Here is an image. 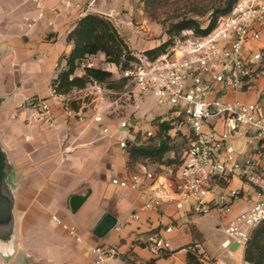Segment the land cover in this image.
Listing matches in <instances>:
<instances>
[{
  "label": "crops",
  "instance_id": "obj_1",
  "mask_svg": "<svg viewBox=\"0 0 264 264\" xmlns=\"http://www.w3.org/2000/svg\"><path fill=\"white\" fill-rule=\"evenodd\" d=\"M41 11L39 18L32 0H0V96L7 98L8 105L0 119V144L12 166L9 183L14 193L12 253L0 254V264H93L95 246L114 251L103 264H186L188 252H195L204 264H247L245 246L235 247L223 232L233 217L258 201L252 186L237 175L228 181L215 179L208 199L216 206L208 214L196 213L192 200L144 211L137 191L112 183V179L129 182L140 165L131 162L128 146L138 133L145 139L139 128L144 111L137 103L138 116L125 117L133 111L131 95L122 103L110 100L101 88L104 85L96 83L72 90L63 100L49 98L52 83L67 69L66 58L73 50L67 37L83 15L64 0H42ZM89 14L106 17L133 54L165 41L164 36L158 42L150 39L162 31L145 16L142 0H95ZM262 45L264 27L254 47ZM81 63L109 71L116 86L127 84L118 66L107 63L102 52ZM85 68L79 65L74 74L82 76ZM240 97L264 107V70ZM37 100L47 101L51 124L36 119ZM123 121L128 125L121 128ZM150 127L156 134V128ZM216 129L221 130L218 122ZM129 130L135 134L133 141L126 139ZM121 141H126V148L120 147ZM258 142L250 135L231 138L225 145L250 156ZM166 157L173 158L174 153ZM145 166L165 175L175 165L147 162ZM231 189H238L240 195L224 209V196ZM192 225L202 242L193 239ZM168 226L173 227L170 233L164 232ZM159 234L171 244L166 256H155L148 248ZM194 244H200L201 250L194 251Z\"/></svg>",
  "mask_w": 264,
  "mask_h": 264
},
{
  "label": "built area",
  "instance_id": "obj_2",
  "mask_svg": "<svg viewBox=\"0 0 264 264\" xmlns=\"http://www.w3.org/2000/svg\"><path fill=\"white\" fill-rule=\"evenodd\" d=\"M64 1L67 6L79 8L84 16L90 13L95 0L85 4ZM32 2L41 18L42 0ZM263 27L264 0H238L227 15L217 19L209 33L196 35L185 30L158 57L150 59L143 52L131 53L133 59L125 61L124 68L118 65L121 77L133 88L131 97L150 96L156 106L168 108L159 122H170V132L186 129L188 147L181 155L182 163L171 166L165 175L140 164L131 172L129 182L112 179V183L137 191L144 211L192 200L196 213L208 214L216 206L214 200L208 199L215 179L228 181L237 175L252 186L258 197L250 209L237 214L223 229L227 239L239 246H245L252 230L264 221V107L258 101L247 102L240 97L253 87L264 70V45L254 47L262 39ZM65 96L53 86L50 88L49 98L63 100ZM33 104L36 119L51 124L47 101L37 100ZM217 122L220 131L216 129ZM127 125L123 121L120 127ZM154 135L153 130L144 134L145 138ZM250 135L259 140L250 156L225 145L231 138ZM120 147L125 148L126 141H121ZM239 195L238 189L229 190L223 199L224 209ZM134 219L138 220L139 215L135 214ZM53 220L60 223L57 217ZM172 230L168 226L164 232ZM148 248L159 256L170 251L171 244L159 234L151 238ZM193 250H201V245L194 244ZM113 254L111 248L95 246L93 264H103Z\"/></svg>",
  "mask_w": 264,
  "mask_h": 264
},
{
  "label": "trees",
  "instance_id": "obj_3",
  "mask_svg": "<svg viewBox=\"0 0 264 264\" xmlns=\"http://www.w3.org/2000/svg\"><path fill=\"white\" fill-rule=\"evenodd\" d=\"M142 1L144 11L152 21L164 26L166 20L177 19L171 20L172 23H170V28L167 31L169 37L166 41L143 52L150 59H154L167 52L172 46L174 38L180 36L185 30H192L196 35L209 33L215 27L217 19L227 15L238 0H228L226 6L220 10L217 8L213 10L209 7L201 10L199 7L203 0ZM207 14V21L202 24L197 17H205ZM162 17L163 20H161ZM67 41L73 43V50L66 58L67 69L60 72L52 83L55 91L60 95H67L74 89L84 88L93 83L112 89L117 87L115 82L111 80L112 74L100 68L86 67L82 76L74 74L79 67V62L91 55L102 52L107 63L116 66L121 64L122 68L126 65L125 61L133 59L132 52L123 37L103 15L87 14L82 16L77 21L75 28L69 33ZM151 125L156 128V134L153 137L142 140L143 136L138 133L134 143L129 144L131 162L134 164L151 162L180 165L182 163L181 155L188 147V137L186 135L181 136L178 131L172 137L169 134L173 129L170 122L152 120ZM170 152L174 153L173 158L166 157ZM190 231L194 240L198 243L202 242V237L195 226H190ZM244 261L247 264H264V221L252 230L245 245ZM186 264H201V262L195 252H188Z\"/></svg>",
  "mask_w": 264,
  "mask_h": 264
},
{
  "label": "rangeland",
  "instance_id": "obj_4",
  "mask_svg": "<svg viewBox=\"0 0 264 264\" xmlns=\"http://www.w3.org/2000/svg\"><path fill=\"white\" fill-rule=\"evenodd\" d=\"M226 2H228V0H203V3H201L199 8H201V10H203V9L209 7L213 10H215L216 8L218 10H220V9H223L224 6H226ZM143 11H144V5H143ZM144 14L149 19L150 22H152L153 24H157L156 25L157 28H160L162 31V33L159 32L156 35H154L153 37L151 36L150 39L151 40H157V42H158V40L161 39V36H164L165 41H166L169 37L167 34V31L170 28V23H172V21L177 20V19H168V20H166V24L164 26H162L160 23L152 21L145 11H144ZM189 15H191V14H189ZM207 17H208V14L205 17H197V19L202 24H204V22L207 21ZM161 20H163V17L161 18ZM175 22H173V23H175ZM117 86L118 87L111 89L110 91H108L109 88H107L106 86H101V88L105 89L104 94L106 97H108V99H110V100L115 99L117 102L122 103V101L125 97L132 95L131 92H132L133 88H132L131 84H129L128 82H127V84H126V82H123V83L119 82V83H117ZM144 98H146V97L138 98V97L133 95L130 99L131 105H133V111L129 112L128 115L125 114V117H127V118H129V117L135 118V116H138L137 115L138 110L136 108V104L137 103L139 104L140 109L142 111H144V116H143L144 122L140 123V125H139V128L143 134H145L147 131L151 130V127H150L151 119L147 120L148 118H152L154 120H160L158 118L165 117V114L168 111V108L156 106L154 104L153 99L149 100L150 97L143 100ZM7 109H8V105H5L4 103L0 106V119H2V114L5 115V113H3V112L4 111L7 112ZM119 110L124 112V110L122 108ZM177 131L180 133L181 136L187 134V130L183 129V128L176 130V132ZM176 132L172 131L170 133L172 134V136H175ZM126 137H127L126 139L128 141H133L135 134L133 133V131L129 130L126 132ZM212 221H214V219H212ZM212 225H215V223H212ZM207 248L209 250L212 249L211 241L207 243ZM162 255L166 256V253H164V254L162 253ZM201 264H204V263L201 262Z\"/></svg>",
  "mask_w": 264,
  "mask_h": 264
},
{
  "label": "water",
  "instance_id": "obj_5",
  "mask_svg": "<svg viewBox=\"0 0 264 264\" xmlns=\"http://www.w3.org/2000/svg\"><path fill=\"white\" fill-rule=\"evenodd\" d=\"M6 99V97L0 96V106ZM130 124L133 125L132 122ZM12 172L7 152L0 144V254L4 256H9L12 253L14 193L9 183ZM234 246L238 247V244L235 242Z\"/></svg>",
  "mask_w": 264,
  "mask_h": 264
}]
</instances>
